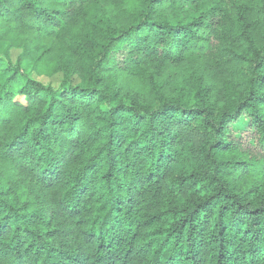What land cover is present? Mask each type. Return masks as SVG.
Wrapping results in <instances>:
<instances>
[{
  "label": "trees",
  "instance_id": "1",
  "mask_svg": "<svg viewBox=\"0 0 264 264\" xmlns=\"http://www.w3.org/2000/svg\"><path fill=\"white\" fill-rule=\"evenodd\" d=\"M3 43L0 264H264V0H0Z\"/></svg>",
  "mask_w": 264,
  "mask_h": 264
},
{
  "label": "rangeland",
  "instance_id": "2",
  "mask_svg": "<svg viewBox=\"0 0 264 264\" xmlns=\"http://www.w3.org/2000/svg\"><path fill=\"white\" fill-rule=\"evenodd\" d=\"M9 46L8 43H3L0 45V51L6 49ZM22 53V49H17L12 52V58L14 62H16L19 55ZM24 70H27L32 74V78L41 81L44 85H52L55 88H58L63 80V74H57L52 77L44 76V75H38L34 67L28 63L25 62L22 67Z\"/></svg>",
  "mask_w": 264,
  "mask_h": 264
}]
</instances>
